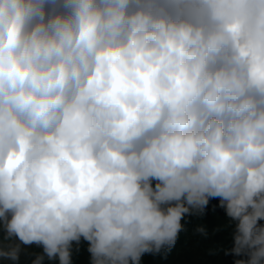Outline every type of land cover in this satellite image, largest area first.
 <instances>
[{"label": "clouds", "instance_id": "obj_1", "mask_svg": "<svg viewBox=\"0 0 264 264\" xmlns=\"http://www.w3.org/2000/svg\"><path fill=\"white\" fill-rule=\"evenodd\" d=\"M211 198L264 264V0H0V261L141 264Z\"/></svg>", "mask_w": 264, "mask_h": 264}, {"label": "trees", "instance_id": "obj_2", "mask_svg": "<svg viewBox=\"0 0 264 264\" xmlns=\"http://www.w3.org/2000/svg\"><path fill=\"white\" fill-rule=\"evenodd\" d=\"M219 203V198H211L202 216L185 215L182 220L184 230L179 234L176 245L166 253L145 254L141 264H234L236 259L245 258L225 255L224 250L233 246L232 228L228 227L225 209ZM201 224L207 227V236L196 232V227ZM87 247L88 243L83 240L78 246L79 250L73 244V264H89ZM27 251L40 252L41 249L33 245ZM31 259V256L22 254L21 264H27ZM45 264H58V261L45 260Z\"/></svg>", "mask_w": 264, "mask_h": 264}, {"label": "rangeland", "instance_id": "obj_3", "mask_svg": "<svg viewBox=\"0 0 264 264\" xmlns=\"http://www.w3.org/2000/svg\"><path fill=\"white\" fill-rule=\"evenodd\" d=\"M227 224V223H226ZM2 264H6V262L2 261Z\"/></svg>", "mask_w": 264, "mask_h": 264}]
</instances>
